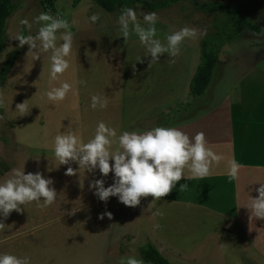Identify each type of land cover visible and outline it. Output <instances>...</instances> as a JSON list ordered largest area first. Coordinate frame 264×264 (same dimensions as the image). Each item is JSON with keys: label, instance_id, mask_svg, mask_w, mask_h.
I'll use <instances>...</instances> for the list:
<instances>
[{"label": "rangeland", "instance_id": "1", "mask_svg": "<svg viewBox=\"0 0 264 264\" xmlns=\"http://www.w3.org/2000/svg\"><path fill=\"white\" fill-rule=\"evenodd\" d=\"M206 2L223 3L256 18L259 25L264 22V0H178L153 11L141 3L129 4L125 8H133L141 23V13L157 14L155 27L162 42L166 34L182 27L196 30L195 37L182 41L177 57L162 54L150 62L135 35L130 34L127 40L121 37L117 17L124 8L110 13L91 0L76 4L73 0H44L43 4L42 0H13L0 53V74L14 55L0 83V178H6L13 168L23 167L25 174L39 172L43 178H51V187L58 195L48 207L30 202L21 206V212L12 211L3 220L6 229L0 231V252L27 256L31 264H119L121 258L129 256L146 264L138 248L149 241L172 264H264V230L260 231L262 239L253 231L244 232L241 216L229 200L231 191L224 185L217 187L212 200L202 201L206 208L182 201L146 199L134 207L125 206L112 196L100 201L89 188L95 179L109 186L113 182L111 171L102 176L98 169L89 172L72 161L59 165L53 153L57 134L71 131L86 143L101 121L116 129L117 136L122 131L170 124L155 111L173 109L179 103L191 105L195 101L200 106L188 109V114L205 108L245 109L252 105L261 106V114L264 34L241 32L226 42L204 93L196 100L188 94L189 80L200 58L199 40L212 20L221 15L214 9L196 7ZM41 12L67 20L73 33L69 68L55 80L49 77L51 51L40 52L32 60L28 46H19L13 38L17 33L35 36L40 25L33 23V18ZM92 15L99 17L95 23L89 20ZM21 19L31 27L21 25ZM62 31L57 32L58 44ZM63 82L72 85V90L62 101H49L44 93ZM93 95L106 99L107 106L91 108ZM23 101L29 108L25 114L16 110ZM69 167L73 169L71 175L66 174ZM192 187L188 184L186 190L173 196L191 200L188 191ZM244 204L245 200L240 201L239 213ZM246 216L251 223L250 210Z\"/></svg>", "mask_w": 264, "mask_h": 264}, {"label": "clouds", "instance_id": "2", "mask_svg": "<svg viewBox=\"0 0 264 264\" xmlns=\"http://www.w3.org/2000/svg\"><path fill=\"white\" fill-rule=\"evenodd\" d=\"M142 23L138 20L137 12L133 8H124L117 17L121 37L127 40L130 34L135 35L151 57L150 62L158 60L162 54L177 57L180 45L186 38L196 36V30L182 27L164 36V42L157 36L155 27L158 17L155 12L140 14ZM98 16L92 15L89 20L95 23ZM33 23L39 28L33 35L17 33L13 38L18 45H27L28 51L33 52L32 60L39 57L40 52L51 51L49 77L55 80L58 74L64 73L69 68L67 57L73 47V33L69 30L70 23L48 12H41L33 18ZM20 24L26 28L31 25L26 19H21ZM60 32L59 44L57 32ZM35 49V51H33ZM140 58H137L139 61ZM171 62H174L171 61ZM79 83H83L80 81ZM72 85L67 82L58 87H52L44 95L49 101H62ZM91 108L103 109L107 101L103 97L93 95ZM16 110L21 114L28 112L29 108L23 101L16 105ZM116 145L114 150L112 146ZM53 153L59 165L75 162L79 168L89 172L98 169L102 176H107L111 171L113 182L105 187L104 180L95 179L89 183V188L94 189V195L100 201L108 197H116L125 206L134 207L139 204L141 197L151 196L152 200L168 194L177 181L183 176L185 179H203L210 173V164L219 161L220 156L214 154L206 147L203 133L189 135L175 127L156 126L144 131H122L118 136L116 129L98 122L94 135L86 142L69 131L66 134H57L54 137ZM111 160V165L109 161ZM187 167L190 175L184 176ZM241 165L235 158L229 161L228 176L235 179ZM73 169H66V174L71 175ZM51 178H43L39 172L25 174L23 167L13 168L6 178H0V231L6 229L3 220L12 211L21 212V206L26 203L36 202L37 207H48L57 199V192L52 185ZM188 185L181 184L179 191L186 190ZM257 195L250 197L247 208L251 215L264 219V184L256 189ZM42 201V203H41ZM109 215V213H105ZM0 264H31L27 256L20 257L7 252H0ZM119 264H142L134 256L121 258Z\"/></svg>", "mask_w": 264, "mask_h": 264}, {"label": "crops", "instance_id": "3", "mask_svg": "<svg viewBox=\"0 0 264 264\" xmlns=\"http://www.w3.org/2000/svg\"><path fill=\"white\" fill-rule=\"evenodd\" d=\"M193 97V100L199 98L198 96ZM182 106L186 108L181 109ZM199 107L193 101L191 105H181L179 103L173 109L158 108L155 111L157 117H163L167 121L166 123L170 124L157 126L175 127L188 134L189 138L198 132L203 133L205 135L206 147L214 154L220 156L221 159L213 161L210 164L208 176L203 179H185L182 176L168 194L157 200L168 202L182 201L190 205L206 208L207 204L202 201L212 200L214 191L218 190L217 187L219 185L223 187L224 185L225 189L231 191L229 200L237 208V216H241L240 222H242L243 229L245 228L244 232L249 234L250 231H253V233L258 234L256 237L262 239L260 231L264 230V219L253 217L252 222L249 223L246 213L249 210L247 206L250 197H255L257 195L256 189L261 184H264V109L259 114L258 109L262 108L261 106L258 108H253V105L252 107L245 106V109L231 106V109L228 107H218L211 111L205 108L203 111L196 112L195 110L188 114V109L192 110ZM181 111H184L183 114L180 113ZM234 111L236 112L235 114ZM147 129L144 127L142 129H135L134 131H144ZM130 131L133 130L131 129ZM233 158L241 165L235 179L229 178L227 174L229 161ZM189 175L190 173L187 167H185L184 176L187 177ZM185 183L194 186V188L192 187L188 191V194L192 197L191 200L173 196V193L179 192V186L176 185ZM197 186L199 189L195 188ZM197 191L201 193L196 196L193 195V192ZM140 199L151 200L152 202L156 201L152 200L151 196L141 197ZM242 200H245V204L241 213H239V203ZM257 243L259 245V241Z\"/></svg>", "mask_w": 264, "mask_h": 264}, {"label": "trees", "instance_id": "4", "mask_svg": "<svg viewBox=\"0 0 264 264\" xmlns=\"http://www.w3.org/2000/svg\"><path fill=\"white\" fill-rule=\"evenodd\" d=\"M79 0H73L76 4ZM96 5L107 12H115L119 7L125 8L132 3H141L148 10L153 11L163 7H167L178 0H158L155 2H145L142 0H91ZM44 0H42V4ZM44 6V5H43ZM203 10L214 9L220 12L221 15L212 20L211 27L199 40L200 58L196 69L189 80V92L191 96H200L208 86L213 68L216 64L220 48L228 41L233 39L241 32H249L252 34H264V22L260 25H255L251 18H248L244 13L236 9L225 6L223 3L206 2L203 6H196ZM44 8H47L46 6ZM14 9L13 0H0V53L4 47V27L7 17ZM14 55L4 63L1 80L11 66ZM138 252L140 257L146 264H172L169 262L158 249L149 241H146L139 246Z\"/></svg>", "mask_w": 264, "mask_h": 264}, {"label": "water", "instance_id": "5", "mask_svg": "<svg viewBox=\"0 0 264 264\" xmlns=\"http://www.w3.org/2000/svg\"><path fill=\"white\" fill-rule=\"evenodd\" d=\"M251 20L256 26L259 25V22L257 21L256 18L252 17Z\"/></svg>", "mask_w": 264, "mask_h": 264}]
</instances>
